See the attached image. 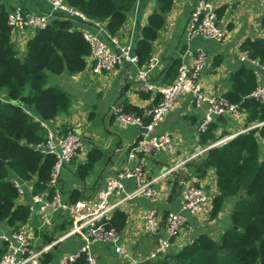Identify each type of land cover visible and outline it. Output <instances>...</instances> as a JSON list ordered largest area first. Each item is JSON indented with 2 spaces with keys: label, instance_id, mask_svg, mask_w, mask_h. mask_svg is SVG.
I'll return each instance as SVG.
<instances>
[{
  "label": "trees",
  "instance_id": "1",
  "mask_svg": "<svg viewBox=\"0 0 264 264\" xmlns=\"http://www.w3.org/2000/svg\"><path fill=\"white\" fill-rule=\"evenodd\" d=\"M66 1L88 20L103 24L112 37L121 33L136 3V0ZM173 3L174 0H155L154 10L147 17L134 46L138 67L144 66L152 56L153 44L166 25ZM223 11L224 8L216 10L218 19ZM258 22L262 37L244 39L239 49L249 60L264 67V13ZM81 26L73 19L56 15L45 28L34 33L20 52L15 43L10 42L7 12L0 9V224L13 232L27 224L30 211L27 205L17 202L18 193L11 178L32 181L33 194L46 189L55 157L40 153L34 147L46 137L41 123L69 112L70 94L60 84L51 83L50 78H71L85 69L90 48L82 36ZM22 56L42 65L43 69L24 64ZM219 63L216 59L213 65ZM179 65L180 59L170 61L165 72L169 84L175 79ZM225 82L227 90L222 98L237 106V111L245 115V126L250 128L223 144L209 147L204 157L192 166L198 178L208 170L214 172L217 194L211 201L210 217H216L226 203L232 201L223 232L218 239L207 233L199 234L179 249L138 264H264V151H261L264 104L250 96L257 86L251 67L240 66ZM161 99L158 93L154 106ZM122 112L139 117L143 124L151 119L142 109L127 102L122 104ZM217 126L214 120L200 132L201 145L209 146L226 135L216 136ZM102 155L97 148L89 149L85 161L72 173L75 180L84 183ZM180 189L178 181L172 182V197ZM67 198L68 203L82 200V192L74 189ZM126 220V213L115 209L105 223L120 233ZM65 225L58 230H63ZM52 238L53 234L46 235L44 242ZM5 250L6 242L0 240V257ZM53 259V254H44L42 264ZM76 264H84L83 258Z\"/></svg>",
  "mask_w": 264,
  "mask_h": 264
},
{
  "label": "crops",
  "instance_id": "2",
  "mask_svg": "<svg viewBox=\"0 0 264 264\" xmlns=\"http://www.w3.org/2000/svg\"><path fill=\"white\" fill-rule=\"evenodd\" d=\"M217 9L224 8L218 24L222 28L224 38L221 42L193 36L188 38V22L194 1L174 0L173 7L166 17V25L160 31L158 39L153 44L152 56L158 60V66L150 74L149 82L156 87L169 84L166 79V69L173 59H180L190 64L197 51L206 54L207 61L200 76L203 91L216 97H222L227 90L225 82L227 76L242 65L251 67L256 74L257 86H264V70L248 62L240 60L242 53L239 46L246 38L262 37L259 28V18L264 13V0H210ZM155 0H136L127 22L121 33L117 36L121 45L130 47L134 55V46L147 17L154 10ZM21 8L24 13L31 15H44L50 11V6L43 0H0V9L7 13L15 8ZM83 29L95 35L107 45H111L108 38L97 28L84 26ZM32 37L29 33H18L13 42L22 52L25 43ZM218 59L220 63L213 65ZM137 63L124 62L110 72L95 71L94 63L88 57L85 69L74 77L50 78L51 83H58L70 94L71 104L69 112L56 119L46 122L52 131L63 134L74 132L81 138L82 149L61 172L59 189L62 200L67 201L68 194L77 189L82 192V200H91L101 190L108 179L113 178L126 162V155L130 146L142 135L143 129L137 125H121L115 120V111L122 107L124 102L136 106L148 113L154 107L157 92H145L137 79ZM92 111H101L103 114V134L90 136L87 130L86 118L93 115ZM205 106H196L192 99L183 97L179 99L174 108L169 111L163 121L154 129V133L169 134L174 143L172 152L166 158L160 152L146 155L142 158L145 175L148 179L158 177L153 187L160 193L156 202H150L142 197L131 199L118 209L126 213L127 220L124 229L120 232V243L132 261L119 258L112 246L97 244L93 247L98 264H134L148 259L155 249L157 240L164 234L165 218L167 213L178 211L181 203V192L189 184L202 188L207 196L204 211L199 215L185 214L186 223L180 235L176 237L170 251L189 244L199 234L207 233L213 239H218L223 232V226L228 219V211L232 206L229 200L222 212L216 217H210L211 201L217 194L215 175L208 170L203 177L198 178L193 173V165L203 158L207 149L212 146L200 144L198 125L206 114ZM216 136L226 135L218 140L232 138L243 133L250 127L245 126V115L236 112L225 116V122L219 123ZM91 148H97L103 155L94 166L92 174L84 182H78L72 173L76 166L85 161L86 153ZM261 151H264V142H261ZM179 164V165H178ZM178 165L172 171L174 166ZM178 181L180 191L172 197L171 183ZM123 188L130 192L134 188L132 180H125ZM28 200V197L27 199ZM155 211L158 219L156 234L144 231V216L148 211ZM65 224L62 217L52 214L51 226H44L34 211L29 216L26 229L36 243L44 242V236L57 237L61 231L59 227ZM11 230L0 224V237H8ZM81 246L76 239H69L54 253L66 252Z\"/></svg>",
  "mask_w": 264,
  "mask_h": 264
},
{
  "label": "built area",
  "instance_id": "3",
  "mask_svg": "<svg viewBox=\"0 0 264 264\" xmlns=\"http://www.w3.org/2000/svg\"><path fill=\"white\" fill-rule=\"evenodd\" d=\"M43 1L50 6V11L47 14H26L18 7L7 13V24L11 34L29 33L33 36L37 30L45 28L56 15H63L82 24L80 30L83 38L89 44V57L94 63L95 71L110 72L124 62L137 63L136 57L131 55L130 47L121 45L117 37L110 36L103 24L88 20L80 12L69 7L66 0ZM193 1L188 22V38L196 36L221 42L224 33L218 24L216 8L212 2L210 0ZM83 25L97 28L108 38L111 45H107L83 29ZM206 59V54L199 50L190 64L185 61L180 62L175 79L163 87H156L148 80L150 74L158 66L156 57L151 56L144 66L138 68L137 79L141 83V89L145 92L161 94V102L148 113L151 119L147 124H143L139 117L123 113L122 107L115 111L117 123L137 125L143 129V133L130 146L126 162L117 175L108 179L105 186L91 200H79L74 203L62 200L58 186L61 172L78 156L82 149V141L72 131L61 134L58 131L50 130L46 123L42 122L41 125L46 129V137L34 149L55 157L46 189L41 193L33 194L32 181L26 182L15 177H12L11 181L18 193L17 202L27 205L30 214L35 211L44 226H51V216L54 213L60 215L67 226L48 243H36L26 226L18 231H11L8 237H0V240L6 242V250L0 257V264H42L44 254L54 255L56 250L69 239L79 240L81 246L70 251L60 252L58 255H54L53 261L44 264H76L82 258L84 264H98L93 252V247L97 244L112 246L114 253L119 258L132 261L120 243V233L113 228H108L105 222L115 209L131 199L142 197L150 202L158 200L160 193L153 187L158 177L151 180L146 177L142 158L157 153L160 149H163L167 155L172 152L174 143L169 134L158 135L154 133V129L174 108L175 103L183 97L189 96L196 106L206 107L207 112L198 125L199 132L205 131L216 116L223 115L225 117L237 112L236 105L228 103L222 97L210 96L203 91L199 80L206 67ZM240 60L264 70V67L256 61L249 60L243 53ZM250 96L264 104V86H256ZM229 139L217 140L212 146L223 144ZM125 180H132L134 183V188L130 192H126L123 188ZM27 197L28 200H26ZM206 202L207 196L202 188L195 184L187 185L181 192L179 210L167 213L164 234L158 238L155 249L148 259L152 260L168 253L176 237L180 235L185 226V214H201ZM157 229V214L153 210L148 211L144 216V231L156 234ZM170 237H173V243L169 242ZM133 263L135 264L134 260Z\"/></svg>",
  "mask_w": 264,
  "mask_h": 264
},
{
  "label": "rangeland",
  "instance_id": "4",
  "mask_svg": "<svg viewBox=\"0 0 264 264\" xmlns=\"http://www.w3.org/2000/svg\"><path fill=\"white\" fill-rule=\"evenodd\" d=\"M66 90V89H65ZM93 115H88L90 117L86 118V124H87V130H89V135H101L103 134V125H102V119L103 114L101 111H92ZM67 226V223H66Z\"/></svg>",
  "mask_w": 264,
  "mask_h": 264
},
{
  "label": "water",
  "instance_id": "5",
  "mask_svg": "<svg viewBox=\"0 0 264 264\" xmlns=\"http://www.w3.org/2000/svg\"><path fill=\"white\" fill-rule=\"evenodd\" d=\"M14 38H15V35L14 34H11V36H10V42H13ZM21 60L26 65H29L31 67L38 68V69H43V66L42 65L33 62L32 60H30L26 56H22L21 57ZM215 121L216 122H219V123H224L225 122V117L223 115H218V116L215 117ZM159 152L162 155V157L166 158V153H165V151L163 149H160ZM173 241H174L173 237H170L169 238V242L170 243H173ZM135 264H138V263H135Z\"/></svg>",
  "mask_w": 264,
  "mask_h": 264
}]
</instances>
